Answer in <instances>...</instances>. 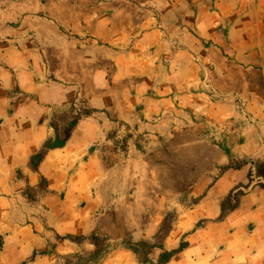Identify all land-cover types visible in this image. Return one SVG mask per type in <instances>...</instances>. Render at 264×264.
<instances>
[{
	"label": "rangeland",
	"instance_id": "374dc122",
	"mask_svg": "<svg viewBox=\"0 0 264 264\" xmlns=\"http://www.w3.org/2000/svg\"><path fill=\"white\" fill-rule=\"evenodd\" d=\"M96 1L113 11L110 26L83 24ZM36 18L53 20L62 38L50 45L30 26ZM35 46L51 68L61 59L66 71L82 68V90L47 107L44 122L62 127L86 113L91 123L82 129L90 133L87 151L71 152L62 170L68 193L53 194L95 230L55 233L45 216V180L24 189L35 254L50 264H165L186 235L172 249L165 236L208 184L250 167L251 180L221 199L222 218L238 194L264 179V0H0V49ZM217 147L234 154L218 164ZM12 217L22 220L16 206Z\"/></svg>",
	"mask_w": 264,
	"mask_h": 264
},
{
	"label": "crops",
	"instance_id": "0c3cea01",
	"mask_svg": "<svg viewBox=\"0 0 264 264\" xmlns=\"http://www.w3.org/2000/svg\"><path fill=\"white\" fill-rule=\"evenodd\" d=\"M101 2L89 6L92 13L83 18V24L110 26L112 19L109 17L113 11H101ZM37 18L29 20L30 26L33 25L37 30L35 33L45 36L53 46L58 38H62L57 34L54 21L46 19L43 22ZM103 19L105 23H102ZM150 35L146 32L140 38ZM6 50L0 49L3 64L0 67V264H50L48 255L35 254L39 244L35 238L36 226L30 222L26 209L29 205L24 198L26 187H36L42 178L45 180L49 190L43 200L45 216L55 233L85 235L96 229L89 219L69 215L67 199L57 200L53 194L68 193L62 170L71 152L73 156L87 151L90 133H83L82 129L91 127L88 118L78 120L62 146L44 154L36 171L28 167L30 157L54 138L53 128L44 122L46 108L65 105L82 90V68L66 71L63 59L51 68L37 46L23 51ZM95 74L91 73L93 80ZM14 93L26 96L27 100L15 98L13 101ZM78 135L81 136L79 144L76 142ZM217 148L218 164L234 154L228 149L225 156ZM256 148L261 150L259 145ZM87 155L88 159L95 156L94 151ZM19 171L24 174L23 178L18 176ZM250 180V167L244 166L228 169L208 184L198 202L177 216L165 236L164 248L172 249L186 235L184 246L165 264H264V179L238 194L232 210L219 218L221 199L239 184ZM14 205L22 212L19 222H14L12 217ZM198 220L204 222L197 225ZM124 264L133 263L126 259Z\"/></svg>",
	"mask_w": 264,
	"mask_h": 264
},
{
	"label": "trees",
	"instance_id": "16d2710c",
	"mask_svg": "<svg viewBox=\"0 0 264 264\" xmlns=\"http://www.w3.org/2000/svg\"><path fill=\"white\" fill-rule=\"evenodd\" d=\"M72 105V104H71ZM86 117L88 116L86 113H82L80 116H70L69 118V124L65 123L64 125H61L58 126L57 124L51 122L50 125L51 127L53 128L54 130V138L52 140L54 141H59L60 139V144H57L55 146H52L50 148H45V144L42 146V148L40 149V151L30 157L29 159V165H32L33 164V161L36 160V165L32 168V171H36L37 170V164L42 160L44 154L51 148H57V147H60L62 146L65 141L69 138L70 134H71V131L72 129L74 128V126L76 125V123L78 122L79 119H81L82 117ZM228 168H231L232 166H227ZM43 179V178H42ZM56 238L59 239L61 237H59L58 235H56Z\"/></svg>",
	"mask_w": 264,
	"mask_h": 264
},
{
	"label": "water",
	"instance_id": "95a60500",
	"mask_svg": "<svg viewBox=\"0 0 264 264\" xmlns=\"http://www.w3.org/2000/svg\"><path fill=\"white\" fill-rule=\"evenodd\" d=\"M260 180H261V179H260ZM260 180H259V181H260ZM250 185H253V184H250Z\"/></svg>",
	"mask_w": 264,
	"mask_h": 264
}]
</instances>
